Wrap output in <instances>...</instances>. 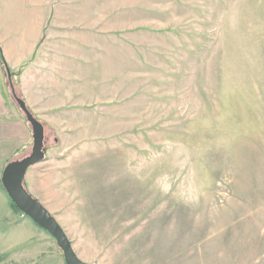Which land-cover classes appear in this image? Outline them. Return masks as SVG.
Here are the masks:
<instances>
[{"label":"rangeland","instance_id":"1","mask_svg":"<svg viewBox=\"0 0 264 264\" xmlns=\"http://www.w3.org/2000/svg\"><path fill=\"white\" fill-rule=\"evenodd\" d=\"M148 2L108 31L101 104L75 131L41 121L76 184L46 206L84 264H264V0ZM39 229L0 264H65Z\"/></svg>","mask_w":264,"mask_h":264},{"label":"crops","instance_id":"2","mask_svg":"<svg viewBox=\"0 0 264 264\" xmlns=\"http://www.w3.org/2000/svg\"><path fill=\"white\" fill-rule=\"evenodd\" d=\"M143 2L149 3L0 0L1 56L13 74L14 86L37 119L54 132L67 133L77 129L72 117L89 115L92 103L101 104L99 91L100 84L106 83L105 69L123 65L121 39L119 45L115 41L108 44V31L116 38L123 30L117 21L128 13L130 20H137ZM108 4L112 6L109 11ZM108 21H113L109 30ZM31 149V131L11 97L0 61V184L5 166ZM57 150H46L44 160L29 167L24 179L26 191L49 213L45 196L53 194L58 181L65 183L70 175L71 185H76L74 169L68 171L69 160L55 158L64 154ZM41 232L32 221L18 219L0 188V254L9 253L10 245L26 243ZM221 249L214 248V264H223L226 259L223 254L219 257Z\"/></svg>","mask_w":264,"mask_h":264},{"label":"water","instance_id":"3","mask_svg":"<svg viewBox=\"0 0 264 264\" xmlns=\"http://www.w3.org/2000/svg\"><path fill=\"white\" fill-rule=\"evenodd\" d=\"M12 97L16 107L31 127L32 149L28 156L5 166L1 176V185L16 209L55 240L63 254L65 264H84L76 256L70 240L56 219L24 187L27 169L44 160L45 133L43 125L28 111L25 103L17 98L14 89H12Z\"/></svg>","mask_w":264,"mask_h":264},{"label":"trees","instance_id":"4","mask_svg":"<svg viewBox=\"0 0 264 264\" xmlns=\"http://www.w3.org/2000/svg\"><path fill=\"white\" fill-rule=\"evenodd\" d=\"M0 61H1V63H2V65H3V67H4V71H5V74H6V76H7V85H8V88H9V91H10V94H11V97H12V89H14V93L16 94V96H17V98H19L20 100H22L23 102H24V100L22 99V96H21V94H20V92L18 91V89L14 86V84H13V81H12V78H13V74L12 73H10V71L8 70V68H7V66H6V64H5V62H4V60H3V58H2V56H1V52H0ZM12 99H13V97H12ZM15 103V102H14ZM25 103V102H24ZM26 105V104H25ZM26 108H27V106H26ZM28 109V108H27ZM28 111L30 112V110L28 109ZM31 113V112H30ZM20 114H21V116L24 118V115L20 112ZM32 114V113H31ZM33 115V114H32ZM33 117L37 120V118L33 115ZM25 119V118H24ZM37 121H39V120H37ZM42 125H44V123H42L41 121H39ZM43 127H45V126H43ZM55 142H57L56 141V139H55ZM44 148L45 149H47L48 148V146H47V137H46V135H45V140H44ZM10 162H12V161H10ZM9 162V163H10ZM0 188L1 189H3L2 188V185H0ZM4 191V190H3ZM11 205H12V207H13V209H15L16 211H17V209L15 208V206L11 203Z\"/></svg>","mask_w":264,"mask_h":264}]
</instances>
